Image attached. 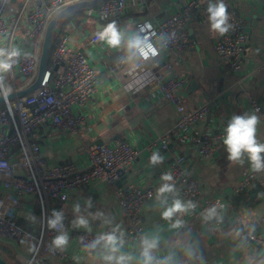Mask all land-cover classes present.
<instances>
[{"label": "crops", "instance_id": "1", "mask_svg": "<svg viewBox=\"0 0 264 264\" xmlns=\"http://www.w3.org/2000/svg\"><path fill=\"white\" fill-rule=\"evenodd\" d=\"M25 1L27 0H11V3L20 8ZM189 1L128 0L126 14L111 20L99 17L96 8L63 19L57 32L60 31L63 36L68 35L71 45L89 58L100 74V89L85 109H75L76 113L85 116L87 120L81 129L85 136L45 124L36 131L35 139L40 144L44 159L50 165L75 164L79 168L88 167L91 146L98 140L109 145L117 140H125L140 151L139 157L127 169L125 179L139 187L154 190V198L144 204L141 225L144 227V234L159 236V248L154 254L162 259L170 256L172 264H261L264 262V193L258 203L252 206L231 202L232 197L235 198L238 194L234 191L244 173L252 171L247 159L243 164L230 163L221 141L214 154L208 158L201 157L198 147L178 141L172 143L169 150H163L158 138L176 123L177 112L174 105L155 88L126 89L129 80L127 71L135 61L128 62L122 70L113 73L109 67L127 55L126 50L123 47L111 48L103 41L91 42V38L98 36L99 31L109 23L115 22L121 31L131 34L139 31L138 23H161L175 16ZM208 2L209 0L203 1V13L192 19L189 25L194 48L180 54L170 50L162 51L158 68L187 79L185 86L178 91L187 109L192 110L202 104L209 106V112L198 123V130L204 135H223L222 130L229 117L251 112L249 96L264 105V0H232L233 9L250 35L242 69L235 75L228 71L216 53L218 33L211 30L207 19ZM27 31V26L22 24L14 48H19L21 40L27 38ZM23 49L29 51L32 45ZM167 64H172V70L166 69ZM258 138L264 142L263 121L258 127ZM149 146L151 150H148ZM17 150L19 148L16 147V153ZM154 151L164 157L163 163L155 166L149 162ZM178 155L188 158L186 169L192 164L189 177L201 185L207 198L224 199L225 216L221 226L217 225L216 219L206 221L204 217L195 218L192 215L194 208L187 213L177 214L171 221L161 218L162 211L172 203L176 195L165 194L162 199H166L167 204L157 200V189L163 183L159 173L162 166L169 167ZM6 178L0 175V191ZM252 189L253 184L247 190ZM89 199L92 206L86 208L85 202ZM192 202L195 208L201 203L199 200ZM75 203H79L82 214L88 216L91 231L72 227ZM53 209L64 212L65 230L70 237L65 250L74 256V264H105L103 256L107 253L103 247L94 255L85 256L74 238L84 232L113 230L117 225L120 229L117 234L122 233L124 240L121 251L131 254L134 257L133 264H136L140 242L134 241L127 233V220L118 204L113 186L97 182L74 189L67 202L51 201L50 214ZM41 212L39 201L33 196H26L21 200L17 220L25 229L39 233ZM97 212L103 213V217L92 219L88 215ZM177 219L183 223L180 227H173ZM248 234L257 236L258 241H246L245 236ZM19 244L25 247L23 256H13L12 262L26 264L31 250L25 243ZM198 255H202L201 261L197 259ZM50 264L64 262L54 257L50 259Z\"/></svg>", "mask_w": 264, "mask_h": 264}, {"label": "built area", "instance_id": "2", "mask_svg": "<svg viewBox=\"0 0 264 264\" xmlns=\"http://www.w3.org/2000/svg\"><path fill=\"white\" fill-rule=\"evenodd\" d=\"M80 0H27L20 7H16L11 0H0V45L6 51H12L21 25L27 26V38L20 42V55L11 62L13 68L9 74L10 82L7 94L31 84L38 71L43 37L51 17L60 9ZM205 0H190L181 11L161 23L141 22L138 29L152 35L153 42L160 47V54L148 61L141 59H127L124 55L118 62L109 67L113 73L122 70L128 62H134L128 69V90H140L146 87L155 88L165 99L174 105L177 112L175 125L163 133L158 141L163 150H169L174 142L189 143L200 149V155L208 158L214 154L222 134L204 135L198 130V123L209 112V106L202 104L192 110L186 108L184 100L178 95L187 79L185 77L168 74L159 69L158 61L161 52L165 50L184 53L194 48L190 22L204 11ZM40 3V4H39ZM227 6L231 25L229 31L221 36L217 34L216 53L219 59L232 74H238L244 62V51L249 41V33L242 19L232 7V0H224ZM128 0H106L96 8V14L111 20L126 14ZM13 21V25H12ZM164 36V41L157 38ZM98 36L91 38L92 43H98ZM19 44V42H17ZM32 45L26 51L23 47ZM58 66L57 72L54 67ZM172 70V64L166 65ZM21 72L26 76L22 83L17 77ZM55 72V75H53ZM100 89V74L92 66L89 58L75 49L70 37H61L54 45L51 55V65L40 86L31 94L7 100L0 107V175L7 178L2 182L0 191V240L14 239L25 243L31 250L30 259L26 264H50L51 258H57L64 264H74V256L67 250L59 251L50 247V241L55 230L46 227L45 217L50 216L51 201L67 202L74 189L82 186L103 182L114 187L118 204L127 220V233L134 240L140 242L144 236L141 216L144 204L154 198L153 189L142 188L135 183L123 182L127 169L136 161L140 151L136 150L128 141L117 140L113 145L102 144L91 152L90 164L86 168H79L75 164L50 165L41 153V147L35 133L45 124H51L58 130H66L80 136H85L81 129L86 125L85 116L76 113L75 109H85ZM0 88V95L7 96ZM251 111H256L264 122V105L249 96ZM19 148L16 153L15 148ZM151 150V147H148ZM188 158L178 155L169 167L162 166L159 178L166 172L173 175L178 186L179 198L184 201L199 200L198 208H194L195 218L204 217L205 210L217 206V225H222L225 216L224 199L217 197L209 199L204 195L201 185L184 177ZM257 181L264 186V171L245 172L234 193H239ZM26 196L35 197L41 205V225L39 233L25 229L17 220V212L21 207V200ZM66 197V199L64 198ZM106 229L105 232H111ZM101 233L84 232L74 240L85 256L94 255L102 246L95 250L86 247ZM246 241H258V237L248 234ZM157 259H162L155 255ZM202 255L197 259L202 260ZM261 264H264L261 263Z\"/></svg>", "mask_w": 264, "mask_h": 264}, {"label": "clouds", "instance_id": "3", "mask_svg": "<svg viewBox=\"0 0 264 264\" xmlns=\"http://www.w3.org/2000/svg\"><path fill=\"white\" fill-rule=\"evenodd\" d=\"M207 19L210 28L214 33L223 36L228 31L229 14L224 0H209L207 5ZM98 39L105 42L111 48L123 47L127 52V59H141L148 61L160 54V47L153 42L152 35L144 33V30L127 34L121 31L115 22L109 23L98 33ZM158 41H164V36L157 38ZM20 55L19 51L13 49L6 51L0 48V88L5 90L7 94L8 87L5 85L6 74L13 68L11 62ZM262 119L256 111L245 112L243 114H233L227 119L223 128L221 142L226 151V159L232 164H243L245 159L250 164L251 170L254 172L264 171V142L258 138V127L261 125ZM164 157L158 151H154L149 158L151 165L155 166L163 163ZM160 180L163 182L157 189V200L162 204H167L166 199H162L165 194H175L176 198L172 203L165 207L161 213V218L171 221L177 214L187 213L195 208L192 201H183L179 198L178 190L175 186L173 175L170 172L164 173ZM66 199V197H64ZM91 200L85 202L86 208H91ZM75 214L71 224L73 228L85 229L91 231L88 216L82 214L81 205L75 203L73 205ZM92 219L103 217V213H89ZM218 217L217 206H212L205 210L204 219L211 220ZM65 215L63 210L53 209L50 216L45 217L46 227L49 230H55L56 235L50 241V247L55 250L64 251L69 244V234L65 230ZM107 222V221H105ZM182 221L177 219L173 227H180ZM117 225L111 232H105L95 237L86 247L95 250L98 246H102L106 253L103 256L105 264H133L134 257L129 253H124L121 249L124 246L123 234ZM160 238L158 235H148L140 237L139 259L136 264H172V257L157 259L156 250L159 248Z\"/></svg>", "mask_w": 264, "mask_h": 264}, {"label": "water", "instance_id": "4", "mask_svg": "<svg viewBox=\"0 0 264 264\" xmlns=\"http://www.w3.org/2000/svg\"><path fill=\"white\" fill-rule=\"evenodd\" d=\"M105 1L106 0H80L75 3L67 5L63 9H60L51 17L47 25L44 37H43V44H42L41 54L39 58L38 71H37V75L34 81L22 89H19L15 92L8 93L7 96L0 95V107L4 105L7 100L12 101L17 98L25 97L31 94L34 90H36L40 86V84L42 83L45 77L46 72L49 69L50 54H51V50L54 45L55 34L57 32L59 23L63 19L68 18L77 12L95 9ZM58 69H59L58 66L54 67L55 72H57ZM17 77L20 78L22 83L26 82V76L23 73L19 72ZM194 84L195 83H193V85ZM67 132H70V131H67ZM102 144H104L103 140L95 141L92 144L91 149L94 150L96 149L97 146L102 145ZM191 167H192V164H190L187 167L184 173V177L189 176ZM125 182H126V179L124 177L123 182L119 181L117 183V186H121ZM180 183H181V179L178 181L177 184H175L176 188H178ZM258 231L262 233L261 229H259ZM0 264H9V262L1 254H0Z\"/></svg>", "mask_w": 264, "mask_h": 264}, {"label": "trees", "instance_id": "5", "mask_svg": "<svg viewBox=\"0 0 264 264\" xmlns=\"http://www.w3.org/2000/svg\"><path fill=\"white\" fill-rule=\"evenodd\" d=\"M12 1H14V0H12ZM81 12H83V11H81ZM81 12H77V13H75V14H73L72 16H74V15H77V14H79V13H81ZM72 16H70V17H72ZM70 17H68V18H70ZM59 30H61V27H60V29ZM60 32V31H59ZM59 32H56V34H55V39H54V45H55V43L61 38V37H63V35L61 34V33H59ZM54 45H53V47H54ZM52 51H53V48H52V50H51V54H50V59H49V66L51 65V55H52ZM53 75H55V72H53ZM253 189L251 190V191H248L247 189H244V190H242L241 192H239L237 195H236V197L235 198H233L232 197V199H231V202H237L239 205H250V206H252V205H255V204H257L258 203V201H259V198L262 196V194L264 193V187H262V185H260L257 181H254L253 183ZM5 251H6V253H8L11 257H13V254H12V251L9 249V248H7V247H5Z\"/></svg>", "mask_w": 264, "mask_h": 264}, {"label": "rangeland", "instance_id": "6", "mask_svg": "<svg viewBox=\"0 0 264 264\" xmlns=\"http://www.w3.org/2000/svg\"><path fill=\"white\" fill-rule=\"evenodd\" d=\"M5 82H10L8 73L6 74ZM19 242L14 239L0 240V254L9 262V264L11 263L15 264V263L12 262L13 261L12 257L8 253H6L5 247L9 248L12 251L13 256L18 258L22 257L24 251L23 249H25V247L20 246Z\"/></svg>", "mask_w": 264, "mask_h": 264}]
</instances>
